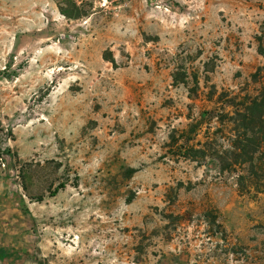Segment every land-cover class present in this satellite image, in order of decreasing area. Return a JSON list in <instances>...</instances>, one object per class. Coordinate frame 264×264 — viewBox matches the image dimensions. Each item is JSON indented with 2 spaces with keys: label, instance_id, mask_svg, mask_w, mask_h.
<instances>
[{
  "label": "rangeland",
  "instance_id": "1",
  "mask_svg": "<svg viewBox=\"0 0 264 264\" xmlns=\"http://www.w3.org/2000/svg\"><path fill=\"white\" fill-rule=\"evenodd\" d=\"M260 67L264 0H0V264H264V193L169 154Z\"/></svg>",
  "mask_w": 264,
  "mask_h": 264
},
{
  "label": "trees",
  "instance_id": "2",
  "mask_svg": "<svg viewBox=\"0 0 264 264\" xmlns=\"http://www.w3.org/2000/svg\"><path fill=\"white\" fill-rule=\"evenodd\" d=\"M253 79L262 83L257 94L221 93L219 108L171 136L169 154L199 166L210 163L232 176L242 193L258 195L264 193V67Z\"/></svg>",
  "mask_w": 264,
  "mask_h": 264
}]
</instances>
